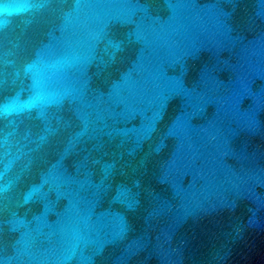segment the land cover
<instances>
[{
    "label": "water",
    "instance_id": "95a60500",
    "mask_svg": "<svg viewBox=\"0 0 264 264\" xmlns=\"http://www.w3.org/2000/svg\"><path fill=\"white\" fill-rule=\"evenodd\" d=\"M0 264H264V0H0Z\"/></svg>",
    "mask_w": 264,
    "mask_h": 264
}]
</instances>
